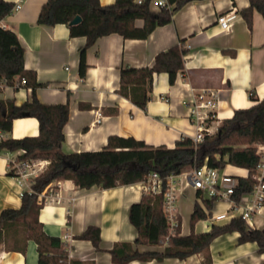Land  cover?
Here are the masks:
<instances>
[{"label":"crops","instance_id":"1","mask_svg":"<svg viewBox=\"0 0 264 264\" xmlns=\"http://www.w3.org/2000/svg\"><path fill=\"white\" fill-rule=\"evenodd\" d=\"M7 1L18 7L0 24L17 33L25 47V68L34 70L37 80L46 83L38 88V98L46 103L70 105L69 119L64 126L65 152L99 150L107 144L110 135H132L147 144L174 147L176 140L193 137L198 132L193 109L205 119L208 113H214L215 117L206 122L213 127L230 118L236 109L250 107L264 97V16L255 9L249 26L239 12L250 4L249 0H189L174 11L170 22L156 26L144 39L125 38L116 32L100 36L86 50L85 78L79 75L80 48L86 43L85 36H70L66 23L54 26L38 23L39 11L47 0ZM100 1L105 5L115 0ZM152 9L158 11L161 7ZM231 10L235 12L233 24L226 30L219 24L218 16ZM137 25H143V20H137ZM183 39L188 50L184 70L178 72L173 84L168 73H154L152 99L146 110L117 93L122 66L151 67L158 52ZM204 91L214 93L215 108L197 107ZM31 95V88L15 89L0 80V99L21 104ZM13 126L9 138L39 134V121L33 116L15 118ZM22 152L0 147V213L6 207L21 205L24 187L10 174V158L19 157ZM224 170L237 178L248 173L245 167L231 164ZM191 187L184 188L181 194ZM194 190L195 205L198 190ZM143 192V182L86 188L64 178L52 199L46 192L48 200L40 210V220L48 234L65 241L68 264L74 261L117 264L109 249L117 241L136 239L137 229L129 219V208L140 201ZM226 207L227 202L216 201L212 214L224 212ZM179 213L181 234H189L191 213L189 226L180 207ZM233 217L213 222L201 219L194 231H209L214 224L229 222ZM255 222L259 225L257 228H264V207ZM89 225L100 227L102 250H97L90 240L76 237ZM22 227L19 226L18 233L13 229L8 232L0 244V264H38L34 240H28L24 251L10 244L15 239L20 244L24 242ZM238 236L237 231L221 234L212 240L209 248L185 258L165 257L161 261L145 262L134 259L126 264H264V254L258 252L257 243H238ZM160 248L163 245L141 246L142 250Z\"/></svg>","mask_w":264,"mask_h":264},{"label":"trees","instance_id":"2","mask_svg":"<svg viewBox=\"0 0 264 264\" xmlns=\"http://www.w3.org/2000/svg\"><path fill=\"white\" fill-rule=\"evenodd\" d=\"M149 1L138 3L136 0H115L104 5L100 0H47L41 6L37 22L53 26L66 23L70 36L86 37L85 45L80 48L79 64V75L85 78L88 69L86 50L98 37L116 32L125 38L144 39L156 26L170 22L174 11L189 0H169L168 5L158 11L150 7ZM249 3L239 12L251 27L255 9L264 16V0H249ZM16 8L14 2L0 0V22ZM77 15L81 16V20L72 24L71 21ZM139 19L143 20L141 26L137 25ZM187 52L183 39L158 52L151 67L122 66L117 93L146 110L152 99L154 73H168L169 82L173 84L178 72L184 70ZM24 58L25 47L17 33L0 24V80L15 89L31 88L32 94L21 104L0 99V126L9 133L17 117L33 116L39 121L38 135L10 137L2 141L0 147L12 151L22 150L20 159L41 158L50 161L45 171L34 178L32 192L24 190L21 205L18 208L6 207L1 211L0 244L12 229L18 233L21 225L25 233L24 242L20 244L21 241L15 239L10 243L14 249L24 251L28 240L32 239L37 244L38 264H68L65 241L44 230L40 220L44 201L39 199V193L49 184L64 178L72 180L79 187L97 185L110 188L143 182L154 171L166 178L204 163L220 169L231 164L249 170L247 177H239L234 198L240 200L244 193L253 189V174L259 159L257 143L264 142V97L250 107L236 109L230 118L221 121L214 134L205 133L200 142L184 136L176 140L174 147L164 144L155 146L132 135H110L107 144L99 150L65 152L64 126L69 119L70 105L68 102L46 103L38 98V88L46 83L37 80L34 70L25 68ZM23 77L27 79L21 85L18 82ZM251 97L255 98L254 94ZM10 174L13 175L12 172ZM142 196L129 208V219L137 229V237L133 242L117 241L111 246L109 252L114 263L126 264L134 259L145 262L153 259L161 261L165 257L185 258L209 248L215 237L233 231L239 233L238 243L256 242L258 252L264 254V228H251L240 217H233L223 224H214L209 231L196 233V222L208 218L216 202L201 191L197 193L190 215L192 231L183 235L180 227L178 234L163 245L162 237L169 225L163 210V195L144 191ZM76 237L90 240L97 250H102L99 226L89 225ZM143 245H163V248L142 250ZM73 264L78 262L74 261Z\"/></svg>","mask_w":264,"mask_h":264},{"label":"built area","instance_id":"3","mask_svg":"<svg viewBox=\"0 0 264 264\" xmlns=\"http://www.w3.org/2000/svg\"><path fill=\"white\" fill-rule=\"evenodd\" d=\"M143 1L145 0H136L138 3H142ZM168 3V0L149 1L151 8L162 7L168 5ZM234 16V10L225 12L218 16V22L222 28L229 30L232 27ZM26 79L23 77L18 83L21 85L25 84ZM199 97L201 103L197 107H216L217 102L214 99V93L212 91H204ZM192 114L196 116L195 123L197 124L198 130L192 137L195 141H202L205 133L214 134L219 123L215 128L206 123L207 119L215 117L214 113H208L206 119L197 109H193ZM7 138H9L8 132L0 126V143ZM257 151L259 153V159L255 165L256 168L253 174L255 184L253 189L250 192L244 193L240 200L234 198V192L239 178L229 174L224 169L212 167L207 163H204L200 167L195 166V168L183 171L180 174H170L166 178L161 177L157 171L149 173L143 181L144 191L154 195L162 193L163 210L169 223L167 233L162 237V244L166 245L179 232L178 228L181 226V221L176 200L184 188L188 186H192L198 191H201L206 197L214 198L216 201L227 202L225 211L211 214L207 218L210 221L213 222L221 220L226 216L234 215V217L243 219L249 227L257 228L255 218L261 213L264 207V142L257 143ZM10 159V170L13 173V177L20 186L24 187V190L28 189L29 192H32L34 178L43 173L50 162L49 159L41 158L20 159L19 157H12ZM247 172L245 177L249 175V170ZM54 184H49L39 193V199L43 200L44 203L48 200L46 192H49V196L51 197L49 199H52V194H55V189L60 185V181ZM24 190L22 191L23 193Z\"/></svg>","mask_w":264,"mask_h":264},{"label":"rangeland","instance_id":"4","mask_svg":"<svg viewBox=\"0 0 264 264\" xmlns=\"http://www.w3.org/2000/svg\"><path fill=\"white\" fill-rule=\"evenodd\" d=\"M216 126H217V124L215 123L213 125V128H215ZM194 201H195V190L193 187H191L183 195L179 194V200H177V203H176L178 209L180 207V212L183 216L184 222L188 226H189V215L193 209ZM178 204H179V206H178ZM257 227H259L258 224H257Z\"/></svg>","mask_w":264,"mask_h":264},{"label":"water","instance_id":"5","mask_svg":"<svg viewBox=\"0 0 264 264\" xmlns=\"http://www.w3.org/2000/svg\"><path fill=\"white\" fill-rule=\"evenodd\" d=\"M81 20V16L80 15H77V16H75L74 18H73V20L71 21V23L73 24V23H77V22H79Z\"/></svg>","mask_w":264,"mask_h":264}]
</instances>
